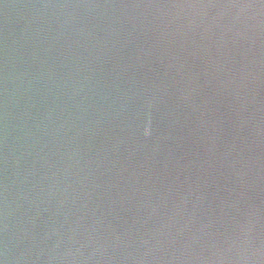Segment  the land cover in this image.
I'll return each mask as SVG.
<instances>
[{"label": "water", "instance_id": "obj_1", "mask_svg": "<svg viewBox=\"0 0 264 264\" xmlns=\"http://www.w3.org/2000/svg\"><path fill=\"white\" fill-rule=\"evenodd\" d=\"M0 264H264V0H0Z\"/></svg>", "mask_w": 264, "mask_h": 264}]
</instances>
